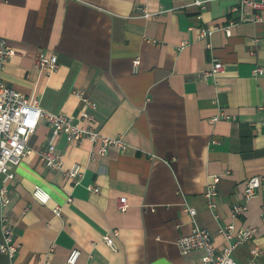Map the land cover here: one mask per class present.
Masks as SVG:
<instances>
[{"label":"crops","instance_id":"0c3cea01","mask_svg":"<svg viewBox=\"0 0 264 264\" xmlns=\"http://www.w3.org/2000/svg\"><path fill=\"white\" fill-rule=\"evenodd\" d=\"M140 3L149 16L137 11ZM235 3L207 0L200 10L190 0H0V37L17 50L1 80L43 111L72 116L82 108L72 92L84 90L95 128L127 144L90 157L89 140L58 135L54 146L63 165L48 169L36 151L48 144L50 127L39 119L28 142L33 151L8 182L4 211L19 244L14 264H62L72 248L80 250L77 264H202L201 250L183 254L175 243L193 222L217 247L226 243L219 226L255 227L232 256L242 263L257 245L256 264H264V109L258 108L264 72L252 73L264 68V12L261 20L232 25L229 35L215 29L199 36L201 27L226 25ZM37 51L56 54L55 71L34 66ZM212 58L224 72L203 76ZM73 164L80 166L78 183L64 173ZM211 174L220 180L209 207L204 190ZM253 175L261 184L247 211L234 217L232 205L242 201ZM35 186L48 192L47 203L32 196ZM120 196L128 203L123 211ZM184 202L196 209L193 218ZM112 229L118 230L115 250L102 239ZM8 262L0 253V264Z\"/></svg>","mask_w":264,"mask_h":264},{"label":"built area","instance_id":"2783aa9c","mask_svg":"<svg viewBox=\"0 0 264 264\" xmlns=\"http://www.w3.org/2000/svg\"><path fill=\"white\" fill-rule=\"evenodd\" d=\"M207 0H190V3L197 6L200 10L205 7ZM137 11L142 16H149V12L143 3L137 5ZM231 18L224 26L213 25L201 27L199 36L206 37L215 29H221L226 35L230 34V27L238 22H255L262 19L264 12V0H236V3L229 9ZM183 43V42H182ZM17 53L16 48L8 42L4 37H0V71L3 70L5 63ZM20 53V52H19ZM22 54V53H21ZM34 66L46 73H51L57 68L56 54H49L37 51L33 57ZM138 60L133 61L134 67ZM224 72V64L218 58H212L209 69L203 72V76H214ZM264 72V68L256 66L252 73L259 75ZM73 95L82 103V108L78 116L65 115L62 113H51L43 111L37 104L35 99H28L19 91L6 85L0 78V226L2 238L0 241V253L5 254L9 262L14 264L13 258L17 252L19 244L14 241L11 224L5 214V208L10 203V194L8 182L14 175L13 168L27 154L33 151L29 145V139L34 133L38 121L43 117L50 127V135L48 144L39 148L36 152L42 163L48 169H61L63 158L60 153L55 151L54 138L62 135L66 142H79L87 139L91 142L90 157L94 154L105 155L110 148L121 151L126 148V142L121 136H108L100 133L95 128V118L92 113L93 102L82 89L75 88ZM259 109H264V105H259ZM220 115L224 116V112L220 110ZM217 115L211 119L215 121ZM264 123V120L261 121ZM154 154H151L153 157ZM64 173L71 178L73 183H78L81 177L79 164H73ZM220 176L211 174L205 185L204 196L206 204L209 207L215 205V197L218 194V183ZM261 184V178L257 175L250 176L244 182L243 196L240 203H234L231 213L234 217L244 214L248 209V200L253 197ZM87 189L97 192L98 187L88 184ZM32 196L40 203H47L50 195L47 191L39 186H35L32 190ZM70 197L67 198V201ZM117 208L123 211L127 208L128 203L125 196H120L116 200ZM183 210L194 217L196 209L184 202ZM60 205L55 204L52 212L55 215L60 214ZM262 218H264V210H262ZM226 241V243L217 247L213 244L210 232L196 223H192L191 229L187 234L180 236L176 240L178 250L185 254L191 250L199 249L202 251V264H256L257 257L261 254V249L254 245L250 248V256L242 263H239L232 256L234 248L253 237L255 227L241 226L235 228L234 224L229 223L219 226L217 229ZM118 234L117 229H112L111 233L102 236L104 242L115 250L114 236ZM80 254L78 248H72L64 258L62 264H77Z\"/></svg>","mask_w":264,"mask_h":264}]
</instances>
